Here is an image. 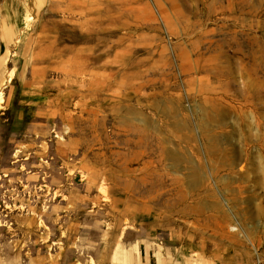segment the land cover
<instances>
[{"label": "rangeland", "instance_id": "rangeland-1", "mask_svg": "<svg viewBox=\"0 0 264 264\" xmlns=\"http://www.w3.org/2000/svg\"><path fill=\"white\" fill-rule=\"evenodd\" d=\"M1 78L0 264L264 251V0H0Z\"/></svg>", "mask_w": 264, "mask_h": 264}, {"label": "built area", "instance_id": "built-area-1", "mask_svg": "<svg viewBox=\"0 0 264 264\" xmlns=\"http://www.w3.org/2000/svg\"><path fill=\"white\" fill-rule=\"evenodd\" d=\"M252 254V264H264V251H260L258 247H253Z\"/></svg>", "mask_w": 264, "mask_h": 264}, {"label": "bare ground", "instance_id": "bare-ground-1", "mask_svg": "<svg viewBox=\"0 0 264 264\" xmlns=\"http://www.w3.org/2000/svg\"><path fill=\"white\" fill-rule=\"evenodd\" d=\"M9 76H11V75H9ZM9 79H11L10 77H9ZM9 79H7V80H9ZM2 78L0 79V87H1V83H2ZM7 80H6V82H7ZM3 100V93H2V91H1V88H0V102Z\"/></svg>", "mask_w": 264, "mask_h": 264}]
</instances>
